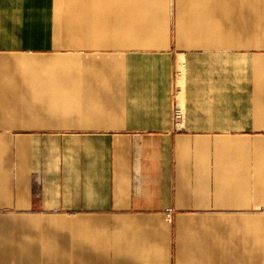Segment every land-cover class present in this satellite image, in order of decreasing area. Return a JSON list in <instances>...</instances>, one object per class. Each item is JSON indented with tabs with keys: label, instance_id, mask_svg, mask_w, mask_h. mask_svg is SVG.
<instances>
[{
	"label": "crops",
	"instance_id": "crops-1",
	"mask_svg": "<svg viewBox=\"0 0 264 264\" xmlns=\"http://www.w3.org/2000/svg\"><path fill=\"white\" fill-rule=\"evenodd\" d=\"M0 264H264V0H0Z\"/></svg>",
	"mask_w": 264,
	"mask_h": 264
},
{
	"label": "built area",
	"instance_id": "built-area-1",
	"mask_svg": "<svg viewBox=\"0 0 264 264\" xmlns=\"http://www.w3.org/2000/svg\"><path fill=\"white\" fill-rule=\"evenodd\" d=\"M183 121L184 115L182 103L177 96L173 103V127L176 131L180 130L183 127Z\"/></svg>",
	"mask_w": 264,
	"mask_h": 264
},
{
	"label": "bare ground",
	"instance_id": "bare-ground-1",
	"mask_svg": "<svg viewBox=\"0 0 264 264\" xmlns=\"http://www.w3.org/2000/svg\"><path fill=\"white\" fill-rule=\"evenodd\" d=\"M180 68V67H179ZM181 81V80H180ZM179 83V82H178ZM180 100H182V98H181V96H180V98H179ZM183 105V104H182Z\"/></svg>",
	"mask_w": 264,
	"mask_h": 264
}]
</instances>
